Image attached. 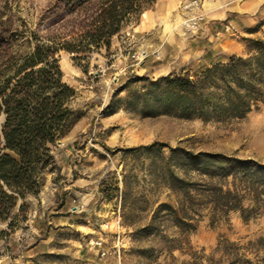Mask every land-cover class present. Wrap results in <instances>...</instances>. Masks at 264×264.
<instances>
[{
    "label": "rangeland",
    "instance_id": "obj_1",
    "mask_svg": "<svg viewBox=\"0 0 264 264\" xmlns=\"http://www.w3.org/2000/svg\"><path fill=\"white\" fill-rule=\"evenodd\" d=\"M97 1L76 9L66 0H0V54L29 51L33 44L24 40L31 33L59 41L77 36ZM250 1L154 0L113 35L109 50L56 53L63 81L74 91L70 123L50 145L53 162L39 173L37 186L0 219V264H264V208L246 221L230 211L213 223L204 210L189 231L168 222L149 236L136 233L158 204L179 206L180 197L156 169L172 148L264 163V105L226 120L143 116L133 102L142 82L131 79L193 73L223 58L219 47L207 48L206 61L189 59L188 52L201 44L205 26L252 15ZM196 17L198 29L188 30ZM255 21L253 34L239 29L245 48L238 55L247 53L251 39H264V4ZM8 37L14 39L11 46ZM3 120L1 114L0 128ZM153 142L165 146L126 150ZM3 145L1 139L0 152H7ZM116 148L121 150L115 153ZM175 173L182 176L178 168ZM98 239L108 251L105 258L92 244ZM173 245L178 248L170 249Z\"/></svg>",
    "mask_w": 264,
    "mask_h": 264
},
{
    "label": "trees",
    "instance_id": "obj_2",
    "mask_svg": "<svg viewBox=\"0 0 264 264\" xmlns=\"http://www.w3.org/2000/svg\"><path fill=\"white\" fill-rule=\"evenodd\" d=\"M66 1L80 9L92 0ZM153 1L98 0L94 15L77 36L59 41L31 33L24 40L26 45L33 44L29 51L0 54V115H4L0 141L7 150L0 152V219L8 216L18 197L37 186L39 173L53 162L50 145L70 123L68 103L74 91L63 81L56 53L60 49L85 53L92 47L109 50L113 35ZM7 40L11 46L14 39ZM131 79L142 82L133 102L143 116L173 114L203 121L243 118L264 105V39H251L245 55L231 54L193 73L169 72L157 80L134 75ZM163 146L153 142L126 150L152 152ZM176 168L182 171L181 177ZM156 169L180 197L179 206L158 204L136 230L139 236H149L168 222L189 231L204 210L213 223L230 211H239L246 221L264 208V163L251 158L175 147Z\"/></svg>",
    "mask_w": 264,
    "mask_h": 264
},
{
    "label": "crops",
    "instance_id": "obj_3",
    "mask_svg": "<svg viewBox=\"0 0 264 264\" xmlns=\"http://www.w3.org/2000/svg\"><path fill=\"white\" fill-rule=\"evenodd\" d=\"M252 2V3H251ZM264 4V0H251L246 6H254L255 9H252L250 16L244 17L239 14H235L232 19L228 20L227 23H221L222 27H217L216 25H209L203 28L201 32V44L194 45L192 49L188 52L189 59L199 62L201 60H209L210 57L205 56L207 48L219 47L221 50V55L224 56L218 60H225L231 54L241 53L242 49L245 48L244 39L239 37V29L245 31L246 34H253L255 15L258 12L261 5ZM254 14V16H253ZM227 14L225 15V19ZM232 27L233 29H238L237 33L226 32L224 27ZM251 29H249V27ZM246 27V28H245ZM206 63V62H205ZM209 64V63H206Z\"/></svg>",
    "mask_w": 264,
    "mask_h": 264
},
{
    "label": "built area",
    "instance_id": "obj_4",
    "mask_svg": "<svg viewBox=\"0 0 264 264\" xmlns=\"http://www.w3.org/2000/svg\"><path fill=\"white\" fill-rule=\"evenodd\" d=\"M200 20H201V17H198V18L196 17L195 19H192L191 22L187 24V29L192 30V31L197 30L199 27V21ZM228 28H229L228 26L225 27V30H228ZM118 222H119V217H118L117 223ZM103 242L104 241L102 239L92 241L93 246H95L97 248V252H98L100 258H105L108 255V251H107V249L104 248L105 246H104ZM115 252L116 251H114V253Z\"/></svg>",
    "mask_w": 264,
    "mask_h": 264
}]
</instances>
